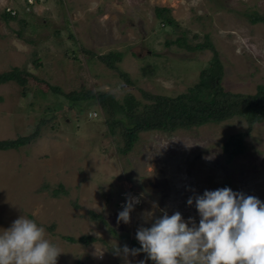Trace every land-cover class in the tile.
Segmentation results:
<instances>
[{
	"label": "rangeland",
	"instance_id": "obj_1",
	"mask_svg": "<svg viewBox=\"0 0 264 264\" xmlns=\"http://www.w3.org/2000/svg\"><path fill=\"white\" fill-rule=\"evenodd\" d=\"M155 5L168 7L175 24L162 23ZM6 6L14 17L3 18ZM251 11L264 14V0H0V71L17 66L24 86L23 92L19 82L0 83V139L29 136L0 149V229L20 216L35 220L62 251L57 264L84 258L83 264H155L146 253L114 254L113 246L129 247L138 227H150L164 212L179 211L198 225L195 200H187L205 189L229 187L264 202V120L247 130L243 151L231 159L221 142L246 130L239 115L171 131L139 130L122 152L119 125L111 132L96 99L81 98L103 91L121 101L131 94L140 105L147 101L140 89L185 90L212 50L178 45L180 36L190 45L205 39L213 45L224 89L253 92L264 84V21H249ZM108 51L120 52L115 68L96 57ZM142 175L172 188L163 203L141 200L154 196L137 191ZM128 190L140 202L129 223H117ZM85 234L94 238L77 241Z\"/></svg>",
	"mask_w": 264,
	"mask_h": 264
},
{
	"label": "clouds",
	"instance_id": "obj_2",
	"mask_svg": "<svg viewBox=\"0 0 264 264\" xmlns=\"http://www.w3.org/2000/svg\"><path fill=\"white\" fill-rule=\"evenodd\" d=\"M193 199L198 225L192 217L184 220L179 211L164 212L150 227H138L135 238L140 248L114 245V254L144 252L155 264H264V202L229 187L205 189L189 197L187 204ZM139 202L128 196L117 223H129ZM61 252L33 219L20 216L0 229V264H57ZM102 255L103 251L98 254Z\"/></svg>",
	"mask_w": 264,
	"mask_h": 264
},
{
	"label": "trees",
	"instance_id": "obj_3",
	"mask_svg": "<svg viewBox=\"0 0 264 264\" xmlns=\"http://www.w3.org/2000/svg\"><path fill=\"white\" fill-rule=\"evenodd\" d=\"M33 3V2H32ZM31 4V3H28ZM3 18L14 17L3 7ZM154 15L162 23L175 24L174 19L168 12V7L163 5L153 6ZM248 14V13H247ZM249 21H264V14L251 11L247 15ZM18 21L23 23V19ZM174 41L178 45L187 48H210L212 55L208 64L198 71L197 80L187 86L185 90L174 95L163 93H153L140 89L141 95L147 99L139 105L131 94L122 100H117L113 95L103 91H91L84 93L81 98H94L107 113V125L112 132L113 127L119 125V132L123 138V145L117 146L118 150L125 152L129 150L137 137L139 130L160 129L171 131L175 128H188L200 125L205 122H217L222 119L239 115L245 119V129L232 132L221 142V150L226 154L227 159H231L244 149L243 136L247 130L256 123L264 120V84L257 83L253 92H238L224 89L220 84L222 65L218 59L217 51L206 39L203 42L188 44L184 37H176ZM120 56L119 51H108L97 54L96 57L110 68H115L114 60ZM20 68L13 65L6 70L0 71V83L6 81L19 82L24 92V86L19 81ZM122 79L126 83H131V79L125 72H120ZM54 88V87H52ZM56 89H58L56 87ZM29 136H19L16 138L0 139V149L14 148ZM57 190V189H56ZM55 193V190H53ZM92 218L102 219L101 215L89 211ZM73 240L71 236H66ZM94 237L88 234L80 235L77 241L87 243ZM129 247L140 248L139 242L135 238H130ZM144 253V252H141ZM145 254V253H144Z\"/></svg>",
	"mask_w": 264,
	"mask_h": 264
},
{
	"label": "flooded vegetation",
	"instance_id": "obj_4",
	"mask_svg": "<svg viewBox=\"0 0 264 264\" xmlns=\"http://www.w3.org/2000/svg\"><path fill=\"white\" fill-rule=\"evenodd\" d=\"M138 186H139V189L137 191L143 190V192H150L155 196V198H154V196L149 197L147 195L142 194L141 200L147 202L149 199V201L156 203L155 206H158V204L163 203V200L167 196V193H168V195L171 194L169 191L172 190V188L166 184V181L161 180V179L155 180V179H152L146 175H142V176L138 177ZM134 188L136 189V187H134ZM128 194H129V190H128L127 195H126V199L128 196H130ZM85 260H86V258H84V261ZM84 261L82 260V262H84Z\"/></svg>",
	"mask_w": 264,
	"mask_h": 264
},
{
	"label": "built area",
	"instance_id": "obj_5",
	"mask_svg": "<svg viewBox=\"0 0 264 264\" xmlns=\"http://www.w3.org/2000/svg\"><path fill=\"white\" fill-rule=\"evenodd\" d=\"M33 1L34 0H26V3H32ZM4 9L7 10V11H9L10 14H14L15 13V10L13 8H11V7H7L6 6V7H4ZM87 114H88L89 117L90 116H94L95 115V111H90Z\"/></svg>",
	"mask_w": 264,
	"mask_h": 264
},
{
	"label": "water",
	"instance_id": "obj_6",
	"mask_svg": "<svg viewBox=\"0 0 264 264\" xmlns=\"http://www.w3.org/2000/svg\"><path fill=\"white\" fill-rule=\"evenodd\" d=\"M87 256L89 257V255L86 254V257H87ZM80 263L83 264L82 260H80Z\"/></svg>",
	"mask_w": 264,
	"mask_h": 264
}]
</instances>
